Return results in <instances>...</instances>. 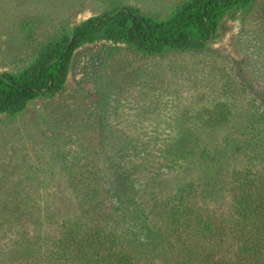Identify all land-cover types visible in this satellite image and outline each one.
Listing matches in <instances>:
<instances>
[{"label":"rangeland","instance_id":"374dc122","mask_svg":"<svg viewBox=\"0 0 264 264\" xmlns=\"http://www.w3.org/2000/svg\"><path fill=\"white\" fill-rule=\"evenodd\" d=\"M182 1L0 0V72L17 70L63 29L114 6L166 18ZM220 33L205 50L156 57L108 42L85 45L74 55L61 94L34 101L22 115L0 117V209L24 210L25 227L13 243L33 232L28 223L37 208L56 212V224L78 213L117 231L106 193L112 173L104 162L131 146L139 149L131 166L141 197L161 226V204L179 183L203 176L196 156L175 161L178 147H194L202 156L206 146L221 158L226 139L264 128V0L227 18ZM218 104L228 109L224 120L212 117ZM257 152L230 153L225 175L259 170L264 151ZM94 175L104 178L98 198L92 196L97 183L87 185ZM8 243L3 262L18 264L16 247Z\"/></svg>","mask_w":264,"mask_h":264},{"label":"trees","instance_id":"16d2710c","mask_svg":"<svg viewBox=\"0 0 264 264\" xmlns=\"http://www.w3.org/2000/svg\"><path fill=\"white\" fill-rule=\"evenodd\" d=\"M255 1L183 0L166 18L123 5L82 20L49 40L25 65L0 72V117L22 115L34 101L61 94L74 55L85 45H125L147 57L202 51L220 37L227 18L250 10ZM211 113L215 120L229 115L224 104ZM251 129L241 134V140L226 139L219 147L221 158L206 146L202 156L194 147L177 148L175 161L196 156L203 176L179 183L161 204V226L153 223L141 197V183L134 178L131 164L140 157L135 146L117 149L115 158L104 162L112 173L106 193L113 202L117 231L78 213L56 224V212L37 208L28 223L33 232L28 229V237L13 243L22 236L19 230L25 224L19 216L24 210L0 209V264H11L3 262L10 241L18 264H264V164L259 170L234 169L225 175L230 153L264 151V128ZM102 181L98 175L89 177L88 186L97 183L94 198L104 193Z\"/></svg>","mask_w":264,"mask_h":264}]
</instances>
